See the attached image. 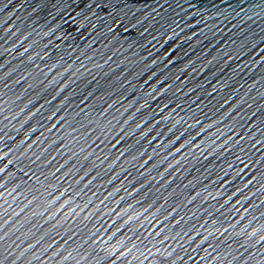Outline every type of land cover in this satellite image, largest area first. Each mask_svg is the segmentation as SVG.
I'll use <instances>...</instances> for the list:
<instances>
[{"label":"water","instance_id":"95a60500","mask_svg":"<svg viewBox=\"0 0 264 264\" xmlns=\"http://www.w3.org/2000/svg\"><path fill=\"white\" fill-rule=\"evenodd\" d=\"M0 8L2 264H264V0Z\"/></svg>","mask_w":264,"mask_h":264},{"label":"snow or ice","instance_id":"6c2138e0","mask_svg":"<svg viewBox=\"0 0 264 264\" xmlns=\"http://www.w3.org/2000/svg\"><path fill=\"white\" fill-rule=\"evenodd\" d=\"M11 3H12V0H9V4H11ZM7 6H8V5H5V7H7ZM3 10H4L3 8H0V12H2ZM153 11H155V9H153ZM241 11H244V10L241 9ZM133 15H135V14L133 13ZM236 15L239 16V15H240V12H236ZM257 15H258V13H257ZM153 18H155V17H153ZM248 19H249V20H252L253 17H252V16H249ZM88 22H89V24H92V21H91V20H89ZM114 23H115V21H114ZM92 26L94 27L95 25H92ZM133 26H135V25H133ZM233 27H236V26L233 25ZM125 30H127V29H125ZM239 30H240L241 32H243V29H242V28H240ZM109 31H112V29L109 28ZM153 38L155 39V37H153ZM0 39H3V37H0ZM245 39H246V37H245ZM241 42L243 43V41H241ZM232 43L235 44L236 41L233 40ZM24 51H25V52H28V49L25 48ZM166 51H167V49H166ZM21 55H23V53H21ZM37 55H39V54H37ZM172 55L174 56V55H175V52H173ZM261 55L264 56V53H261ZM225 56H226L225 63H227V59H231V57L228 56V54H225ZM41 58H43V57H41ZM169 62H171V56L168 57V60L166 61V64L169 63ZM209 63H211V61H209ZM0 66H2V65H0ZM153 74H154V73H153ZM176 79H177V80H181V77L178 76ZM181 82H183V81L181 80ZM212 95H213V93H209V96H212ZM109 107H111V105H109ZM253 115H255V113H254ZM197 122H199V121H197ZM55 127H56V125L54 124V125H53V128H55ZM241 139H243V137H241ZM21 143H23V141H22ZM29 146H31V145H29ZM113 146H115V145H113ZM179 151H180V149L178 148V149H177V152H179ZM5 155H7V153H5ZM121 155H123V153H121ZM165 158H166V157H165ZM205 158H207V157H205ZM37 159H39V157H37ZM0 160H4V156H0ZM8 163H11V161H8ZM145 163H147V161H145ZM6 166H7V165H5V167H6ZM2 171H3V169H0V172H2ZM57 171H59V169H57ZM37 179H39V177H37ZM249 183H251V180L249 181ZM3 187H4L3 185H0V188H3ZM225 232H227V229H225ZM254 234H255V233H253V235H254ZM222 235H223V233H222ZM4 238H5V237L0 236V240H3ZM17 239H19V237H17ZM262 239H264V238H262ZM37 243H39V241H37ZM13 244H15V242H13ZM15 246H16L17 248L20 247L18 244H15ZM9 247L11 248V246H9ZM35 247H36V245L29 244L27 248L21 250V252H20V256H23L24 252L28 251V249H34ZM9 255H11V252H9ZM69 255H71V253H69ZM36 258H37V259H40V257H36ZM16 259H18V257H17ZM0 264H2V261H0Z\"/></svg>","mask_w":264,"mask_h":264}]
</instances>
